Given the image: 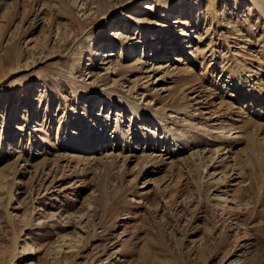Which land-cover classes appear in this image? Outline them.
Here are the masks:
<instances>
[{"label":"rangeland","instance_id":"rangeland-1","mask_svg":"<svg viewBox=\"0 0 264 264\" xmlns=\"http://www.w3.org/2000/svg\"><path fill=\"white\" fill-rule=\"evenodd\" d=\"M0 264H264V0H0Z\"/></svg>","mask_w":264,"mask_h":264},{"label":"bare ground","instance_id":"bare-ground-1","mask_svg":"<svg viewBox=\"0 0 264 264\" xmlns=\"http://www.w3.org/2000/svg\"><path fill=\"white\" fill-rule=\"evenodd\" d=\"M231 8V7H230ZM174 11V10H173ZM174 13V12H173ZM175 15V14H174ZM165 19V18H164ZM169 48V47H168ZM169 50V49H168ZM101 57H104L103 58V62L101 63V65H104V66H107L108 64H109V58L110 57H113V55L110 53V52H106L105 54H104V56H101ZM165 57V56H164ZM162 59V58H161ZM166 60V59H165ZM157 62H159V61H157ZM161 64V63H160ZM164 67V66H163ZM160 68V67H159ZM241 98H244L243 96L241 97ZM116 101H121V100H119V99H115ZM251 113H260V112H258V110H257V108H256V111L255 112H251ZM145 127V126H144ZM144 127H142V128H139L141 131H146V129L144 128ZM140 132V131H139ZM147 132V131H146ZM141 134H142V132H141ZM143 135H141V137H142ZM223 136V135H222ZM222 136H220V138H222ZM149 137V136H148ZM157 137V136H156ZM156 137H154V135H153V137H149V139H150V141H152V140H154V141H152V145L153 144H157L158 143V140H157V138ZM225 139V137H223V140ZM142 141V140H141ZM143 141H144V144L145 143H147V148L149 149V141H148V138H147V135H144V137H143ZM148 141V142H147ZM154 142V143H153ZM161 142V141H160ZM162 143H164V145L166 144V142L164 141V142H162ZM160 144V143H159ZM152 145H151V147H152ZM157 147V146H156ZM155 147V148H156ZM163 147V146H162Z\"/></svg>","mask_w":264,"mask_h":264}]
</instances>
